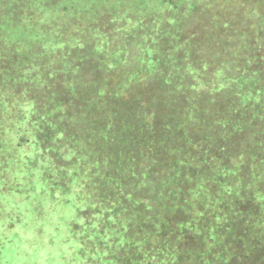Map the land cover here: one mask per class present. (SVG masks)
Wrapping results in <instances>:
<instances>
[{"label": "trees", "instance_id": "trees-1", "mask_svg": "<svg viewBox=\"0 0 264 264\" xmlns=\"http://www.w3.org/2000/svg\"><path fill=\"white\" fill-rule=\"evenodd\" d=\"M262 134L264 0H0V209L81 264H264Z\"/></svg>", "mask_w": 264, "mask_h": 264}, {"label": "rangeland", "instance_id": "rangeland-1", "mask_svg": "<svg viewBox=\"0 0 264 264\" xmlns=\"http://www.w3.org/2000/svg\"><path fill=\"white\" fill-rule=\"evenodd\" d=\"M250 46L249 42L248 47L251 49ZM242 52H245V61L237 65L247 67L252 61V53L245 48ZM259 60L256 58L254 61ZM260 80L258 77L253 82L257 84ZM245 84L248 83L237 86L246 89L248 86ZM256 124L261 125L257 121ZM18 198L20 207L13 202L6 204L5 209H0V264H81L76 258L78 248L74 240L75 231L73 226H69L74 222L73 216L64 210L74 203L65 206L58 198L50 197L49 193L42 194V191ZM66 218L70 219V224Z\"/></svg>", "mask_w": 264, "mask_h": 264}]
</instances>
